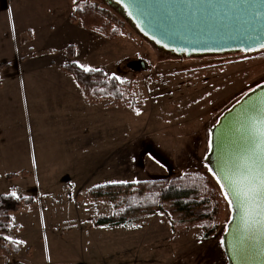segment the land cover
I'll return each mask as SVG.
<instances>
[{
    "label": "rangeland",
    "instance_id": "obj_1",
    "mask_svg": "<svg viewBox=\"0 0 264 264\" xmlns=\"http://www.w3.org/2000/svg\"><path fill=\"white\" fill-rule=\"evenodd\" d=\"M90 1L123 19L107 0ZM71 12V0H0V65L10 63L7 69L30 51L36 58L51 54L59 64L76 62L130 82L132 96H126L127 107H117L120 113L95 109L94 134L103 139L94 141L92 153L88 148L89 154H78L87 149L63 116L49 130L42 154L1 151L0 195L15 191L32 200L13 214L4 234L23 247L1 254L0 264H230L225 236L233 211L225 197L223 215L206 237L202 225L184 221L167 205L164 213L157 209L124 225L96 227L100 218L121 215L125 204L87 194L100 185L190 173L205 175L222 191L207 160L211 131L235 103L264 86V49L181 57L129 23V35L103 37L72 23ZM30 25L36 26L39 41L29 48L24 27ZM71 45L73 60L66 53ZM140 62L146 69L137 66ZM15 122L0 108L3 132L15 129ZM25 168L29 174H22Z\"/></svg>",
    "mask_w": 264,
    "mask_h": 264
},
{
    "label": "water",
    "instance_id": "obj_2",
    "mask_svg": "<svg viewBox=\"0 0 264 264\" xmlns=\"http://www.w3.org/2000/svg\"><path fill=\"white\" fill-rule=\"evenodd\" d=\"M108 1L119 4L134 29L146 39L177 56L264 49V0ZM137 66L146 69L144 62ZM260 116H264V86L247 94L220 117L211 131L207 159L213 174L221 173L222 167L254 148L253 126ZM214 176L218 182V176ZM218 183L221 186L226 181ZM231 207L232 218L225 236L230 264H264V237L248 232L239 205Z\"/></svg>",
    "mask_w": 264,
    "mask_h": 264
},
{
    "label": "trees",
    "instance_id": "obj_3",
    "mask_svg": "<svg viewBox=\"0 0 264 264\" xmlns=\"http://www.w3.org/2000/svg\"><path fill=\"white\" fill-rule=\"evenodd\" d=\"M108 1V0H107ZM108 5L119 12L123 19H119L110 9L90 0H75L74 12L70 16L72 23L80 22L88 29L94 30L103 37L122 38L129 35L127 25L133 24L127 18L121 6L115 2ZM134 28V26H133ZM76 49L73 45L67 47V55L73 60ZM10 66L3 63L0 69ZM71 74L82 88L89 102L108 100V105L127 107L126 96H132V84L121 81L116 76H110L103 70L85 72L76 62L62 66ZM2 81L0 78V87ZM134 100V96L128 101ZM130 108L138 110L135 102H130ZM22 174H29L23 171ZM18 174H8V178H17ZM223 191L220 187L200 173H190L182 176L153 178L142 182L105 184L89 190L88 197L93 200L120 199L125 208L121 215L113 214L95 222L96 227L124 225L139 213H152L159 209L165 212V206H170L184 217V221H195L203 226L205 236L208 237L223 215ZM126 198V199H125ZM32 198H15L10 194L0 195V255L18 253L22 243L14 244L6 239L5 233L11 228L12 216L19 211L24 201ZM181 222L180 224H182ZM29 251V250H28Z\"/></svg>",
    "mask_w": 264,
    "mask_h": 264
},
{
    "label": "crops",
    "instance_id": "obj_4",
    "mask_svg": "<svg viewBox=\"0 0 264 264\" xmlns=\"http://www.w3.org/2000/svg\"><path fill=\"white\" fill-rule=\"evenodd\" d=\"M71 2L72 14L75 0ZM34 28L35 25L24 27L29 48L30 44L39 41ZM62 66L55 62L51 54L36 58L34 51H30L21 55L16 64L0 70V108L7 119L13 117L16 121L15 129L8 127L6 133L0 128V154L1 151L42 154L49 130L54 129L56 119L62 116L71 122L74 136H80L81 146L87 149L85 153L78 154H89L88 148L92 153L94 141L103 139L102 134H94L92 120L95 109L120 113L121 108L111 107L107 101L89 102L75 78ZM23 170L30 172L26 168ZM117 258L121 259V253ZM113 264H121V261Z\"/></svg>",
    "mask_w": 264,
    "mask_h": 264
},
{
    "label": "snow or ice",
    "instance_id": "obj_5",
    "mask_svg": "<svg viewBox=\"0 0 264 264\" xmlns=\"http://www.w3.org/2000/svg\"><path fill=\"white\" fill-rule=\"evenodd\" d=\"M78 67L85 72L96 71L85 65ZM255 119L254 148L248 154L237 157L231 165L222 167L221 173L214 175L218 176V182L226 181L221 184V188L228 189L223 195L230 205H239L245 229L254 236L264 237V116ZM11 196L19 199L15 191ZM230 196L235 199H229ZM12 243L21 242L13 240Z\"/></svg>",
    "mask_w": 264,
    "mask_h": 264
}]
</instances>
